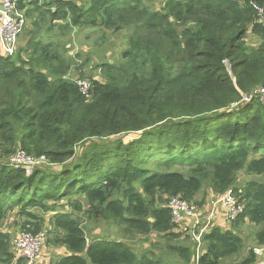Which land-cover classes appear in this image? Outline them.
<instances>
[{"label":"trees","instance_id":"trees-1","mask_svg":"<svg viewBox=\"0 0 264 264\" xmlns=\"http://www.w3.org/2000/svg\"><path fill=\"white\" fill-rule=\"evenodd\" d=\"M155 1L16 3L29 25L14 57L0 52V222L13 214L21 232L63 250L37 264H165L121 237L177 239L169 199L192 203L205 185L216 200L231 190L243 212L229 226L214 216L198 253L195 242L167 251L180 264L260 260L253 248L234 257L246 223L264 247V183L238 180L264 175V27L251 0ZM97 28H128V48L119 64L96 66L84 95L66 52L74 31ZM18 154L30 172L10 165ZM82 219L115 225L118 239ZM13 240L0 233V264H25Z\"/></svg>","mask_w":264,"mask_h":264},{"label":"rangeland","instance_id":"rangeland-1","mask_svg":"<svg viewBox=\"0 0 264 264\" xmlns=\"http://www.w3.org/2000/svg\"><path fill=\"white\" fill-rule=\"evenodd\" d=\"M38 3L48 2L49 0H37ZM88 0H82V4H86ZM160 0H156L154 2L155 5L160 3ZM29 25V23H28ZM28 25L23 29V31L20 33L17 39V46H22L25 41V34L28 31ZM130 34V30L128 28H124L122 30L118 31H110L106 29H94V30H82V31H74L72 34V47L68 48L66 55L70 57L72 60H74V63L78 65L83 63L85 59H88V63L85 66V74H88V78H80L78 76L77 71L75 68L77 65H75L72 68V72H70L71 79L74 80L75 83L78 81L86 80L87 83H89L90 78H95L96 76H99V72L97 70V65L102 62H108L114 65L119 64L122 61V54L123 52L128 48V36ZM56 35L52 33H47L45 35L42 34L39 36V39L43 40L44 42H52L53 40H56ZM256 41L255 39H252L251 42ZM21 44V45H20ZM16 53V52H15ZM15 56V55H14ZM13 56V57H14ZM96 67V69H95ZM90 74V75H89ZM78 87V85H77ZM86 95V94H85ZM27 172V171H26ZM238 180L239 182H247V181H255L257 183H264V175L258 176V175H247L244 172H240L238 174ZM207 189V185H205L200 191L197 196L195 197L194 202L190 203L192 204L201 214H207L208 212V206L212 204L214 201H216V198L212 197L210 194H205ZM204 197L203 202L199 206L197 203H200L201 199ZM206 206V207H205ZM14 215L11 214L9 217L5 218L0 222V233L2 234H8L11 236V239L16 238L17 235L22 233L19 230V224L13 221ZM84 219H82L83 221ZM221 220L224 221L223 217ZM84 222L85 228H88L89 230H94L96 234L101 235L100 238L103 239H109L114 238L118 239V237L115 235L117 232V227L115 225L111 224H103V223H86ZM215 223V220L213 224ZM227 226H229L232 222L231 221H224ZM175 232H179L177 228L173 229ZM257 230L255 226H252L251 224H244L240 227V238L242 240V243L245 248V253L248 248L255 246V243L253 241L254 233ZM180 233V232H179ZM39 234L43 235V243L41 245L42 248V258L41 260H44L46 263V260L50 261L54 259L56 256V251H63L60 249H53V248H47L45 245V234L44 232H39ZM88 237L90 236L89 233ZM118 234V232H117ZM113 236V237H112ZM122 236V235H121ZM89 239V238H88ZM13 240V241H14ZM121 240L125 242L130 248L134 250V252L137 254L138 258H141L142 256H148L150 258L160 260L165 264H180V261L177 257L174 255H170V253L167 251L166 246L168 245H192L193 240L187 239L185 234L180 235L175 240L168 241L163 236H157V235H151V236H141V235H135L131 237H121ZM14 248V247H13ZM56 250V251H55ZM242 256V255H239Z\"/></svg>","mask_w":264,"mask_h":264},{"label":"built area","instance_id":"built-area-1","mask_svg":"<svg viewBox=\"0 0 264 264\" xmlns=\"http://www.w3.org/2000/svg\"><path fill=\"white\" fill-rule=\"evenodd\" d=\"M18 0H0V52L5 57H12L16 52L18 36L25 27V18L22 12L15 9ZM250 5L255 13L256 22L264 27V0H251ZM82 94L89 91V83L86 80L78 81ZM260 99L264 101V89L259 90ZM246 100V98H244ZM11 166H22L30 172L32 162L22 154L11 159ZM167 208L171 213V221L174 228L185 235H189L196 243L198 253L203 234L210 229L216 209L223 210L224 221H234L242 212L243 206L234 198L231 190H228L220 198L210 204L207 214H201L192 204L175 196L169 199ZM43 235L22 232L13 241L16 257L24 260L25 264H37L41 257V245ZM256 256L261 258L264 255V247L253 248ZM257 264H264L260 259Z\"/></svg>","mask_w":264,"mask_h":264},{"label":"crops","instance_id":"crops-1","mask_svg":"<svg viewBox=\"0 0 264 264\" xmlns=\"http://www.w3.org/2000/svg\"><path fill=\"white\" fill-rule=\"evenodd\" d=\"M26 24L28 25V22H26L25 23V26H26ZM24 44H25V41H24ZM24 44H22V46L24 45ZM210 206V205H209ZM209 206H208V209H209ZM206 207V206H205ZM217 217V218H216ZM223 217V210H221V208H219V209H216V212H215V220L216 221H222L221 220V218ZM217 225H218V223H216ZM250 248H257V247H255V246H253V247H250ZM250 248H248V249H250ZM240 255H242V256H244L245 255V252H242ZM241 256H235L234 257V259L236 260V259H239ZM259 258V257H258ZM259 259H264V255L261 257V258H259Z\"/></svg>","mask_w":264,"mask_h":264}]
</instances>
